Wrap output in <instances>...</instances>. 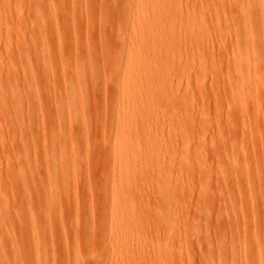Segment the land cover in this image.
<instances>
[{
  "label": "rangeland",
  "instance_id": "374dc122",
  "mask_svg": "<svg viewBox=\"0 0 264 264\" xmlns=\"http://www.w3.org/2000/svg\"><path fill=\"white\" fill-rule=\"evenodd\" d=\"M133 1L0 0V264H208V250L233 264L245 243L264 254V0H143L137 18ZM129 44L155 57L132 68ZM142 77L166 87L140 98ZM183 95L191 104L167 103ZM129 104L141 152L123 180L114 118ZM184 145L199 154L186 165ZM129 213L130 231H114Z\"/></svg>",
  "mask_w": 264,
  "mask_h": 264
},
{
  "label": "bare ground",
  "instance_id": "6f19581e",
  "mask_svg": "<svg viewBox=\"0 0 264 264\" xmlns=\"http://www.w3.org/2000/svg\"><path fill=\"white\" fill-rule=\"evenodd\" d=\"M152 1V4L153 6L155 7H159V8H163V5L165 4L164 0H151ZM134 5H135V11H134V16L137 18L139 15H142V2L143 0H134ZM249 22V21H248ZM247 23V21L245 22V24ZM249 26V25H248ZM246 28H247V24H246ZM144 29V28H142ZM156 30L155 29H152L151 32H155ZM213 34V33H212ZM215 34V33H214ZM132 46L131 44H129L128 46V52H127V61H128V65H130V67L132 68H139L141 66H145V65H148V63H150L149 60H153V58L155 57V51H152L148 56L145 57V59H143V56H140L138 55L137 53H133L132 51ZM252 53V52H251ZM247 54V52H246ZM252 55V54H251ZM150 56V57H149ZM254 59L250 58L249 57V53L247 55H245V62L250 66V64H252V61ZM238 62V61H237ZM238 64V63H237ZM150 66H148L147 68H151L150 70L148 71H151L153 69V66H151V64H149ZM133 77L131 78L130 80V86H133V88L137 85L138 83V76L136 74V72H133L131 74ZM75 84L76 85H81V82L79 83L78 79H75ZM141 81L144 82V86L142 87V94L140 96V98H146V97H149V96H153L154 94H158L160 92V90L162 91L163 89H165L166 87V83L163 82H158V83H149L148 79L146 77H142L141 78ZM75 84H73V86H75ZM240 83H238V85H235L234 86V90L237 91V94L239 93L240 91ZM122 91V90H121ZM122 93V101L123 102H126V101H131V98H133V92L129 93L127 96L123 95V91L121 92ZM69 99L71 100L73 97H70L68 95ZM80 99V96L76 97L75 99ZM74 99V98H73ZM238 100L239 101H243L244 100V97L242 96V92L238 95ZM168 104L170 105H179V104H183V103H190L189 101V96L188 95H183V97H168V101H167ZM187 104V105H189ZM241 110H236V112L239 114V116L242 118L244 116V113L246 114V111L245 110H242V108H240ZM244 109V108H243ZM130 112L134 114V109L132 108V106L129 104L128 106L125 105L121 108V110L117 113L118 116H116V118H114V142L112 144V150H113V154H114V162H116V164L120 167V170H119V174L117 175L116 178H120V179H125L127 180L128 179V176L124 175L123 172L125 171V169H129V170H134V173L133 175H137L138 171H135V166H133V164H137V163H140L139 161H132V157L134 154L136 153H140L141 152V147L138 143H135L133 138H134V133L132 132V129L133 127L136 125V117L132 114L130 115ZM76 112L73 114L70 113V120H72L75 115ZM121 114H129L127 116H125V118L122 119L121 117ZM190 145L188 146H183V158L185 159L184 160V164L186 165L188 161H190V158L191 157H197L199 156V154L197 152H194L192 153V149L191 147H189ZM60 150L62 152V147H60ZM225 154V153H223ZM220 155V154H219ZM62 156V155H61ZM224 157V156H222ZM155 159V157L152 155V154H148L145 159L143 161H141V163L143 162H152L153 160ZM231 159V158H230ZM224 160V158H223ZM233 160V159H232ZM222 161V160H221ZM226 161V159H225ZM227 162V161H226ZM233 165L237 164L236 163V160L234 159L232 161ZM225 164V163H224ZM221 165V164H220ZM227 166L225 164V166L223 165L220 169V174L223 175H229V176H233L234 171L236 170V166ZM227 167V168H226ZM173 170L174 172V167H171L169 169V171ZM219 170V169H218ZM217 170V171H218ZM58 172V171H57ZM172 172V171H171ZM237 172V171H236ZM56 174V173H55ZM218 175V174H217ZM57 176V175H56ZM221 177V176H220ZM55 179L57 180V178L55 177ZM222 179V178H221ZM55 180V182H56ZM59 182H60V179H59ZM54 184V182H53ZM53 186V185H52ZM57 186V185H55ZM49 187V186H48ZM135 188L134 186V183L132 182V180H129L127 182H125L121 188H120V196L121 197H125L128 195V192L129 191H132L133 189ZM130 194V193H129ZM225 194V193H224ZM119 210H122L124 211V208H120L118 207ZM133 217H136V215H128V217L126 218H117V217H113L112 218V225H110L112 227V229L114 231H116L118 233V230L119 229H123L125 231H130V223L132 222L133 220ZM138 217V216H137ZM236 218V217H235ZM235 221V220H234ZM240 226H243V225H240ZM252 226V225H251ZM261 226V225H260ZM253 227V226H252ZM128 228V229H127ZM234 228V227H233ZM256 228V226H255ZM259 229V228H258ZM236 230L234 229V232ZM241 231V230H240ZM253 232V229L251 230ZM259 231V230H258ZM256 231V232H258ZM251 232V238L253 236V233ZM128 233V232H127ZM245 233V232H244ZM235 234V233H234ZM247 234V233H246ZM249 234V233H248ZM263 234V233H262ZM264 235V234H263ZM250 237V236H249ZM258 238V237H257ZM264 238V237H263ZM118 242H120L119 238H118ZM259 242V241H256V243ZM207 243V242H206ZM239 243V242H238ZM217 244L219 245L218 248L220 249L221 245L223 247V243L221 240H217ZM240 244V243H239ZM254 244V243H252ZM264 244V242H263ZM262 244V245H263ZM242 245V244H241ZM239 246V245H238ZM236 246V247H238ZM257 246V245H256ZM263 247V246H262ZM253 247H251V244L249 243H245L242 247L239 246V259L236 258L235 260L237 261H233V264H248L250 262V260L252 259L253 257V264H264V257L262 254L263 251L261 249V252L262 253H259L257 251V254H253L251 249ZM257 249V248H256ZM208 250V249H207ZM253 250V249H252ZM255 250V249H254ZM222 251V250H221ZM237 250L233 249V252H236ZM221 253V252H220ZM238 253V252H237ZM210 252L209 250L207 251V255H206V260L208 261V264H213V262H211V257L210 256ZM237 255L236 253L234 254V256ZM238 256V255H237ZM37 259V258H36ZM39 261V260H38ZM220 262V261H219ZM218 262V263H219ZM222 262V260H221ZM219 263V264H222V263ZM237 262V263H236ZM224 263V262H223Z\"/></svg>",
  "mask_w": 264,
  "mask_h": 264
}]
</instances>
